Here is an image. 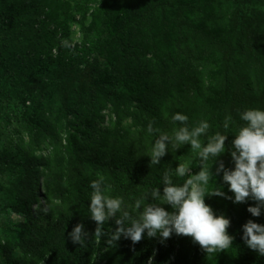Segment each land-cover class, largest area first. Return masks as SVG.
Instances as JSON below:
<instances>
[{
	"label": "trees",
	"instance_id": "1",
	"mask_svg": "<svg viewBox=\"0 0 264 264\" xmlns=\"http://www.w3.org/2000/svg\"><path fill=\"white\" fill-rule=\"evenodd\" d=\"M261 7L264 0H0V114L9 120L7 104H14L11 113L26 137L18 133L9 147L0 142V165L11 179L5 207L20 216L2 229L0 264H264L241 238L249 219L264 224V210L258 217L247 211L252 200L205 196L214 214L230 219L227 232L234 236L232 247L208 256L191 237L175 233L161 241L145 232L135 244L121 236L114 248L105 238L90 237L85 248L68 237L77 223L94 232L88 203L100 175L105 195L122 198L133 216L145 194L142 208L172 210L163 203V176L171 169L172 183L182 185L174 172L185 145L175 151L169 145L160 164L149 166L159 135L147 133L150 122L169 135L182 126L172 121L176 113L188 117L190 128L208 122L202 144L217 132L227 135L218 160L234 167L228 149L246 123L240 113L257 105L246 87L250 77L240 75L245 86L237 88L230 74L237 54L264 56ZM106 109L112 124L104 128ZM47 140L54 149L37 154ZM187 155L195 157L191 148ZM214 183L232 195L222 173L206 190ZM153 188L160 199L150 196ZM39 194L45 202L38 203ZM115 227L111 219L105 225Z\"/></svg>",
	"mask_w": 264,
	"mask_h": 264
},
{
	"label": "clouds",
	"instance_id": "2",
	"mask_svg": "<svg viewBox=\"0 0 264 264\" xmlns=\"http://www.w3.org/2000/svg\"><path fill=\"white\" fill-rule=\"evenodd\" d=\"M231 119V116L226 118L225 128L229 127ZM240 119L246 123L234 135L231 148L228 149L233 168H226L223 160H218L226 150L227 135L217 132L202 144L200 137L207 135L210 127L208 122L202 120L198 126L190 128L188 117L176 113L172 116V121L179 122L182 126L174 130L172 135L161 133L150 122L147 133L159 135L147 154L150 157L149 166L160 164L161 158L169 151V145L174 151L189 145L195 153L192 161L175 167L174 175L184 178L182 185L172 183L171 169L164 173L163 203L170 205L172 210L168 211L151 203L142 208L143 201L149 195L145 194L132 206V211L137 213L133 216L127 206H123L122 198L105 195L104 177L100 175L90 184L92 193L88 203V216L96 222L94 232L90 235L83 223H77L68 237L74 244L85 248L88 238L95 237L98 243L105 238L107 248H114L121 236L135 244L143 238L145 232L149 238L159 237L161 241L175 233L191 237L192 242L198 244L206 256L228 250L233 246L234 240V236L227 232L230 219L222 213L214 214L211 206L205 203V196H221L233 203L252 200L255 204L249 205L247 211L256 217L264 210V110L246 109L240 113ZM210 157L214 158L215 171L212 170L213 164L205 167ZM194 165H199V171L195 174L191 171ZM221 173L222 181L228 185L231 196L222 191L223 185L215 183L212 191L206 190L209 182L215 181ZM150 196L160 199L161 191L153 188ZM110 219L115 221L114 230L105 228ZM242 229L241 238L245 245L264 256V224L249 219L242 225Z\"/></svg>",
	"mask_w": 264,
	"mask_h": 264
},
{
	"label": "rangeland",
	"instance_id": "3",
	"mask_svg": "<svg viewBox=\"0 0 264 264\" xmlns=\"http://www.w3.org/2000/svg\"><path fill=\"white\" fill-rule=\"evenodd\" d=\"M264 15V7H261V10ZM74 28V26H73ZM264 28V24H263ZM75 31V30H74ZM78 32H74L75 38L78 36ZM247 45V43H246ZM218 47V46H217ZM219 50V47H218ZM54 52V49H53ZM257 53V54H255ZM240 57V62L237 63V66L234 68V72L230 74V78H232L233 86L237 88H243L245 84L240 85L241 76L245 77H250V85L246 87L250 88L252 92L255 94V102L257 105V109L264 110V56H260L259 52H254L250 56H245L242 55L240 56L237 54L233 58V62H237L238 58ZM199 63H202V60L198 61ZM263 63V64H262ZM257 75V77H256ZM14 106V104H7L6 108V114L9 120L5 117L2 119L1 114H0V142H4L6 145L12 146L15 143V139L19 138V134L25 137V130L20 124L19 121L16 120V118L13 116L14 113H11V108ZM104 119L102 121V127H109L112 124V119L109 116V110H104ZM123 125L125 127H131V121L126 120ZM19 133V134H18ZM62 137L64 138L65 136V128L64 131L62 132ZM65 143V141H63ZM55 146L52 145V143L47 140L41 144V148L36 152L37 154H42L44 156H47L50 154V152L54 149ZM190 150L189 145H185L184 149V155L185 159H183V155L180 153L177 155V159L179 160L180 163H188L191 156L187 155ZM192 171V168H191ZM11 179H10V174L8 171L4 169L2 165H0V235L2 234V229L9 223V222H14L20 220V216L11 213L7 208L5 207V202H6V194L5 191H8L11 187L10 185ZM36 191L41 194L42 189L36 188ZM37 196L38 203H43L46 200L44 199L43 196ZM35 209L37 208V205H34Z\"/></svg>",
	"mask_w": 264,
	"mask_h": 264
}]
</instances>
